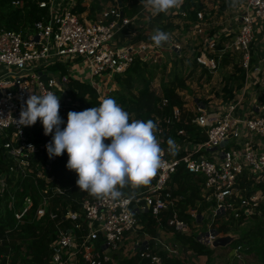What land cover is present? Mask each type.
Wrapping results in <instances>:
<instances>
[{
	"label": "built area",
	"instance_id": "obj_1",
	"mask_svg": "<svg viewBox=\"0 0 264 264\" xmlns=\"http://www.w3.org/2000/svg\"><path fill=\"white\" fill-rule=\"evenodd\" d=\"M126 1L112 0V7L102 8L92 19L84 15L87 10L78 13L77 0L38 1L48 14L27 26L24 33L0 27V199L16 225L44 219L55 222L45 264H121L134 256L151 264H163L166 258L183 261L189 250L177 239L170 240L168 230L170 235L194 234L199 243L212 246L221 237L213 226L217 219H248L264 199L261 191L247 194L248 189L264 183V0H237L235 7L232 0H181L177 8L155 16L146 0H139L136 13L128 15L126 9L131 5ZM219 3L228 5L232 17L221 34L204 41L206 47L194 61L212 73L220 70L224 56L235 59L244 72L239 90L229 99L215 95L191 98V108L183 104L191 113L189 120L182 119L184 110L177 107L163 118L165 126L156 132L163 163L149 185L124 194L119 201L84 196L76 201L78 209L70 204L54 205L53 200L63 196L65 189L47 172L67 154L49 158L45 145L51 134L45 136L43 130L37 134L30 126L16 124L28 96L49 91L60 96L61 119L70 111H83V104L73 97L72 80L91 85L101 102L106 96L99 94L100 83L124 75L136 61L148 63L163 48L154 45L153 32L143 33V25L150 30L149 24L156 23V30L163 31L169 14L186 17L193 11L201 33L199 26L211 13L206 6ZM167 48L172 59L182 57L180 45L171 43ZM79 65L86 66L85 72ZM180 121L199 129L197 140L183 128L172 130V124ZM180 167L197 181L207 203L201 212L185 210L189 222L175 209L181 196L169 191L171 176ZM170 209L166 227L160 226L161 214ZM147 212L158 222L153 234L143 229L141 215ZM207 216V230L190 232ZM16 244L20 255L15 259L9 243L0 264H31L30 256L21 255L26 246ZM241 248L235 249L237 260Z\"/></svg>",
	"mask_w": 264,
	"mask_h": 264
},
{
	"label": "trees",
	"instance_id": "obj_2",
	"mask_svg": "<svg viewBox=\"0 0 264 264\" xmlns=\"http://www.w3.org/2000/svg\"><path fill=\"white\" fill-rule=\"evenodd\" d=\"M18 1L16 6L12 5V2ZM38 1L43 0H0V27L12 30V31H21L25 32L27 26L33 24L47 16L48 11L46 8H41L38 6ZM82 0H77L76 9L78 13H81L85 10L88 11L89 18L94 15L96 12H100L102 9L101 3L102 1L108 0H92L91 4L88 7L85 5H81ZM138 0H135L130 9H126L127 13H133L136 11V6ZM194 14V12H191ZM195 15V14H194ZM228 56L223 57V62H227ZM195 62V61H194ZM196 63V62H195ZM140 61H136L133 66H131L125 74L130 72H135L140 70L141 68ZM197 64V63H196ZM146 65V64H145ZM144 65V66H145ZM56 68V67H55ZM63 69V68H62ZM235 72L232 75L227 77V83L223 87V97L225 99L231 98V93L234 88V83H242L244 78V72L241 69L235 66ZM64 71V69H63ZM207 71V70H206ZM185 84V81L177 76L169 83H162L160 86V91L157 93L152 88H150L149 81L144 80L143 85L140 90L131 97L127 99L125 97H119L118 102L120 106L129 113L130 120L131 119H139V120H153L157 124V128L164 127L165 124L163 122L164 117H169L172 114L174 107L183 109L184 101L177 94V89H182ZM70 87L73 90V97L78 99L82 104V110L98 107L100 101L98 100V95L96 90L89 84L85 82H81L80 80H72L70 82ZM87 96V99L84 97ZM163 100H165V104H162ZM191 117V113H183L182 119ZM67 115L62 119L66 123ZM62 128L64 124L61 125ZM31 130L34 133L41 134L43 130L41 123L39 120L30 126ZM172 130L183 128L185 129L190 138L198 139L195 137L199 132V129L195 127L193 124H185L183 121L172 124ZM165 135V133H162ZM107 143V141H105ZM67 155L61 156L58 161H55L50 166V171L47 172L48 175L54 176V183L65 189V194L63 196H59L55 198L54 205H58L59 203L65 207L70 204L72 208L78 209L77 200L84 197L85 192H82L78 189L75 181L77 179L75 173L66 168ZM42 184V183H41ZM26 188V187H25ZM257 188L264 189V183L258 184ZM124 194L131 195L136 192L137 189H133L130 186L122 189ZM169 191L172 196H181V199L178 200L175 209L178 212V215L183 220L189 222L190 217L185 213V210L188 208H197L199 212H201L206 207V202L201 198L200 188L196 180L193 179L191 175H189L185 170L180 167L172 176L169 182ZM248 194H251L250 192ZM89 197L96 198L93 195L88 193ZM5 197V196H4ZM5 199V198H4ZM2 200L0 199V255H4L8 253V244L10 243L15 250H12L13 256H19L17 250L19 246L16 244L19 241L21 244H27L26 247V255L30 256L31 264H45L47 256L49 254L48 251V243L54 237L53 235V226L54 221L44 219L38 223H30L25 224L23 226L16 225L13 220L10 211L2 206ZM172 209L168 211H164L161 214V219L159 221V225L162 227H166V220L171 215ZM143 229L153 234L155 232V228L157 227L158 222L152 217L150 212L143 213L141 215ZM250 220L253 221V224L257 227H254L257 231L256 235L258 237V242L262 241V252L264 254V206L258 207V212L249 217ZM236 220V222L240 223L244 221L243 216H240L238 219H232L231 222ZM218 231H226L227 227L222 224ZM253 230V229H252ZM177 238L182 241L181 244H185L188 248H190L194 254L196 255H204L206 257L209 256V249L206 248L203 244L199 243L194 234L185 235V234H177ZM260 243V242H259ZM22 261L29 262L26 260V257H21ZM121 264H151L147 259H141L138 256H134L130 259L124 260ZM163 264H188L185 261H179L175 259L166 258Z\"/></svg>",
	"mask_w": 264,
	"mask_h": 264
},
{
	"label": "clouds",
	"instance_id": "obj_3",
	"mask_svg": "<svg viewBox=\"0 0 264 264\" xmlns=\"http://www.w3.org/2000/svg\"><path fill=\"white\" fill-rule=\"evenodd\" d=\"M146 2L155 16L177 8L181 0ZM236 4L237 0H232V6ZM151 40L161 47L169 41V34L157 29ZM59 108L60 96L51 91L29 95L16 124L32 126L39 120L43 134H51V141L45 145L48 157L67 154L66 168L75 173L80 191L119 201L124 197L122 189L149 185L157 175L163 157L153 120H130L129 113L111 97L98 107L68 112L66 123Z\"/></svg>",
	"mask_w": 264,
	"mask_h": 264
},
{
	"label": "rangeland",
	"instance_id": "obj_4",
	"mask_svg": "<svg viewBox=\"0 0 264 264\" xmlns=\"http://www.w3.org/2000/svg\"><path fill=\"white\" fill-rule=\"evenodd\" d=\"M112 0L102 1V8L112 7ZM135 0H127L128 5H132ZM92 0H82L81 3L85 4V7H88L91 4ZM139 2V0H138ZM227 5V4H226ZM225 3L213 4V6H206V12H211L207 21L203 23V26H199L201 33L198 32V24L195 20L194 14H187L186 17L181 15L174 16V14H169L168 17L164 18V23L166 26L163 27V31L169 34V41L164 44L163 47L157 53L156 57L149 59V62L141 64L140 70L135 72H130L121 76L114 77L111 82L100 83L99 94L100 96H106L105 98L111 97L118 102L119 97H125L130 99L140 90L143 85V81H149L150 88L159 93L160 86L162 83L171 82L174 77H181L185 84L183 88H178L179 92L183 93L184 103L188 105V109L191 108V98L193 97H202L205 98L210 95H215V98L223 97V87L227 83V77L232 75L234 72L238 74L237 71H234L237 64L235 59L229 58L226 59L227 62L221 61L219 63L220 70L208 73L204 68H199L198 65L194 62V57L197 53L205 49V40L211 39L213 36L221 34L226 21H230L232 14L229 7ZM204 6V5H203ZM131 7V6H130ZM211 9V10H210ZM99 13V12H98ZM97 12L95 14H98ZM127 13V10H126ZM136 12L130 13L128 15L132 16ZM87 19H92V16L89 18L88 11L84 12ZM149 28L143 25L145 34L147 31L149 33L155 32L157 26L156 23L149 24ZM197 27V28H196ZM146 28V29H145ZM171 43H175L183 47L184 51L181 58L172 59L173 54L168 53V46ZM207 53H211L208 51ZM148 54L147 56H149ZM146 64V65H145ZM145 65V66H144ZM238 68V67H237ZM79 69L86 70L85 65H79ZM234 88L231 93L233 96L241 86L240 83H234ZM225 95V93H224ZM231 96V97H232ZM183 113H187L186 109ZM189 113V112H188ZM254 189H248L247 194L255 192H264V189L253 187ZM258 189V191H255ZM249 195V194H248ZM83 196H89L87 192ZM264 199L262 200V202ZM260 202V207L263 205ZM207 205V204H206ZM232 217L227 219H217L213 224L214 227L219 228L222 224L227 227L226 231H220L221 237H231L232 240L224 246L213 247L205 246L209 249V256L201 257V264H264V254L262 252V241L258 242V237L256 235L257 231L254 227H257L253 224V221L249 218L244 219V221L238 223L236 220L230 221ZM234 219V218H232ZM209 217L207 216L206 220L203 221V224L200 226L194 227L190 232L194 231H205L208 229ZM253 229V230H252ZM168 230V229H166ZM170 231H167V236L170 240L177 239L179 244L182 243L176 235L171 234ZM27 245V244H25ZM185 250H189V253L186 254L183 261L188 262V264H199L197 263V255L192 253L193 251L188 248L185 244H181ZM238 245H241V250L239 251L241 258L237 260L234 257L235 249ZM19 254V253H18ZM21 255H26V248ZM206 258V259H205ZM182 261V262H183ZM196 261V262H195Z\"/></svg>",
	"mask_w": 264,
	"mask_h": 264
},
{
	"label": "water",
	"instance_id": "obj_5",
	"mask_svg": "<svg viewBox=\"0 0 264 264\" xmlns=\"http://www.w3.org/2000/svg\"><path fill=\"white\" fill-rule=\"evenodd\" d=\"M232 240L231 237L227 236V237H218L215 240H213L212 242V246L213 247H220V246H224L226 245L228 242H230Z\"/></svg>",
	"mask_w": 264,
	"mask_h": 264
},
{
	"label": "crops",
	"instance_id": "obj_6",
	"mask_svg": "<svg viewBox=\"0 0 264 264\" xmlns=\"http://www.w3.org/2000/svg\"><path fill=\"white\" fill-rule=\"evenodd\" d=\"M201 257H204V255H197L196 260L198 259L197 263L201 264ZM206 257V256H205ZM208 258V257H207ZM206 259V258H205ZM196 262V261H195Z\"/></svg>",
	"mask_w": 264,
	"mask_h": 264
}]
</instances>
